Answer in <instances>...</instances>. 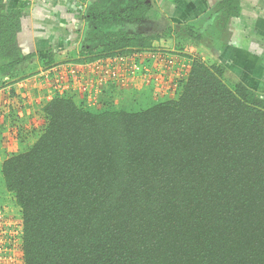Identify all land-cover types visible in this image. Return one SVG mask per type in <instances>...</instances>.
I'll list each match as a JSON object with an SVG mask.
<instances>
[{"label":"trees","instance_id":"obj_1","mask_svg":"<svg viewBox=\"0 0 264 264\" xmlns=\"http://www.w3.org/2000/svg\"><path fill=\"white\" fill-rule=\"evenodd\" d=\"M18 17L0 13L2 53ZM108 38L110 52L150 47ZM220 75L194 61L177 100L137 113L49 101L44 132L1 168L25 264H264V101Z\"/></svg>","mask_w":264,"mask_h":264},{"label":"crops","instance_id":"obj_2","mask_svg":"<svg viewBox=\"0 0 264 264\" xmlns=\"http://www.w3.org/2000/svg\"><path fill=\"white\" fill-rule=\"evenodd\" d=\"M141 3L147 6L144 16L130 20V11ZM229 4L230 0H33L30 3L27 0H0L1 14L19 13V27L13 33L10 49L6 53L0 52V66L17 61L9 71L0 73L1 201L8 195L1 173L3 162L19 149V138L25 142V135L28 137L26 142L33 144L47 121L43 113L44 106L50 101L47 85L44 81L34 85L30 77L62 62L84 60V54L92 45L91 33L93 36L94 32L121 33L128 39L141 37L152 48L175 52L171 55L179 58L171 70L175 79L169 76L163 80L170 86L174 84V92L159 96L152 85L137 80L127 87L115 84L102 87L99 98L91 106L86 104L80 92L71 95L73 103L92 113H134L177 100L185 86L192 59L205 56L208 62H215V58L209 57L208 49L218 53L216 58H219L220 51L216 47L219 48L223 40L220 33L234 31L231 49L238 61L244 54L241 48L248 45V57L262 58L258 55L261 48L256 45L258 38L255 42L253 33H264V0H239L236 17L229 11L232 8L231 4L228 8ZM95 8L100 11L99 15L107 12L115 16L121 12L123 16L91 21ZM244 31L251 32L247 43L245 37H241ZM262 39L264 41V36ZM179 47L190 50L183 54L175 50Z\"/></svg>","mask_w":264,"mask_h":264},{"label":"built area","instance_id":"obj_3","mask_svg":"<svg viewBox=\"0 0 264 264\" xmlns=\"http://www.w3.org/2000/svg\"><path fill=\"white\" fill-rule=\"evenodd\" d=\"M171 57L156 49L132 50L88 61L60 63L30 77V80L34 85L38 81L45 82L50 101L54 98L70 99L73 98L71 95L80 92L89 106L96 103L102 87L110 84L129 86L137 80L152 85L156 95L164 96L174 88V84L170 86L160 80L173 75L171 66L179 58ZM171 77L175 79V76ZM11 196L8 193L4 201L0 196V264H25L21 209Z\"/></svg>","mask_w":264,"mask_h":264},{"label":"rangeland","instance_id":"obj_4","mask_svg":"<svg viewBox=\"0 0 264 264\" xmlns=\"http://www.w3.org/2000/svg\"><path fill=\"white\" fill-rule=\"evenodd\" d=\"M230 4L228 5V8L230 7ZM229 11L234 12L233 13L234 17L237 16L234 8H229ZM94 12H95V14H94V16L92 14L91 21H94V20L95 21L96 20L101 21V20H105L108 18H111V19L112 18H115V19L118 18L119 19V18H122V16H123L121 12L115 13V16H113L112 14L109 15L107 12H106V15H104L102 13L99 15L100 11H98L97 8H95ZM2 29H3V33H5L4 32L5 25L2 24V22L0 21V35H1ZM94 33H95V36H93V33H91L89 36L90 40L92 41V43H91L92 45L90 46V51H87V54L86 53L84 54L85 57L83 58L84 59L83 61H88L89 59H92V58L109 56L113 53L117 54V53H122V52L126 51V50H116L114 52H110V51L106 50L107 45H109L110 39L108 38V36H109L110 32L99 33V34H97L96 32H94ZM220 34H222L221 38L223 40L221 41V46L219 48L216 47V49L217 50L219 49V51H220L219 54L221 57L218 56L219 58H216L217 57L216 54H218V53H215V52L213 53L210 49H208L209 54L208 53L207 54L209 55V57L211 56V58H213V59L215 58V62L213 60V63H210L206 60L205 56H198L197 59H192L191 64L194 61H199L204 66H206L208 68H217L221 72V75H220L221 81L228 88L233 89L236 85L241 84L248 91L253 93V95L256 98L264 101V56H263L264 55V41L262 39V37L264 36V33H262V32L253 33V37L255 39V42H256V39L258 38V42H256L257 43L256 45H258V46L260 45V47H261V48H259L260 50H258V49L257 50H258V53L261 54V55L260 54H258V55L262 58L248 57L249 56L248 51H250L249 50L250 48L248 45L246 47L244 46L241 48V51H243L244 54H241L242 57L241 58L239 57V61L236 58L237 55H235L233 53L234 49H231V45L233 44L232 38L234 39V35H235L234 31H232V32L229 31V32L220 33ZM241 37L242 38L245 37L244 41H246L245 43H247L248 39L251 37V32L250 31H246V32L244 31V33H243V35H241ZM2 39H4V37ZM7 39H8V36H5V39H4L5 42L7 41ZM4 40H3V42H4ZM111 40H114V39H111ZM118 49H120V48H118ZM144 49H146V47ZM147 49H156V48L147 47ZM201 49H202V47H200L198 49V54L200 53L199 51ZM156 50H159L162 54H165L166 56H171L175 53V52L172 53V52H169L167 50H162V49H156ZM175 50L183 53V52L189 51L190 48H182V47L180 48L179 47L178 49H175ZM191 51H193V50H191ZM179 55H180V53H179ZM174 56H176V55H174ZM171 58H173V56ZM62 63H65V62H62ZM171 69H172V66H171ZM164 70L165 69H163V71ZM163 75H165L164 72H163ZM171 76H173V75H171ZM163 79H164V77L160 78L161 82H164ZM170 92L173 93L174 88ZM142 111H144V110H142ZM138 112H141V111H138ZM134 113H137V112H134ZM38 138L39 137L37 136V139ZM24 139H25V142L21 141L22 138H19V140L14 139V140L19 141L20 146H19V149L17 151H13V154L11 156L26 152L34 144V143L32 144V143L26 142L27 141L26 139H28V137H26L25 135H24ZM12 198H14V196ZM16 206H18V205L16 204Z\"/></svg>","mask_w":264,"mask_h":264}]
</instances>
